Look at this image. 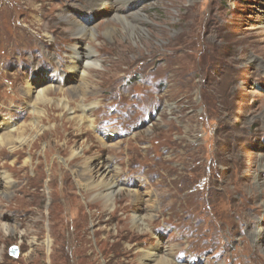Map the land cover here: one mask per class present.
<instances>
[{
	"label": "rangeland",
	"instance_id": "374dc122",
	"mask_svg": "<svg viewBox=\"0 0 264 264\" xmlns=\"http://www.w3.org/2000/svg\"><path fill=\"white\" fill-rule=\"evenodd\" d=\"M113 2L0 0V122L29 137L0 147V264H154L157 245L174 264H264V0H126L129 23ZM27 82L62 92L37 103ZM60 99L94 103V128ZM94 157L117 167L109 202L75 182Z\"/></svg>",
	"mask_w": 264,
	"mask_h": 264
},
{
	"label": "bare ground",
	"instance_id": "6f19581e",
	"mask_svg": "<svg viewBox=\"0 0 264 264\" xmlns=\"http://www.w3.org/2000/svg\"><path fill=\"white\" fill-rule=\"evenodd\" d=\"M100 2L103 6H105L109 3H111V0H100ZM114 4L116 5V13H115L116 16H118L119 18H121V19L125 20L127 23H129V21H130L129 17L120 15L121 9H122L121 7L126 4V0H114L113 5ZM138 14L139 13L137 12V13H134L133 15L135 17H138ZM74 22H76V21H74ZM75 26L79 29V33H77L79 36L83 37V36L88 35V34H90L92 37L95 36L94 35L95 32L93 31V29L91 27L83 25L82 23H76ZM80 47H82V45L79 43L77 45H75V47H73V49H74L73 58H75V59H73V60L71 59V60L74 64H73V66H68V69H69V74H71V73L80 74L82 77H85V75L88 74V70L90 69V66L95 61L94 60L88 61V59L83 60L82 59L83 55L78 54ZM84 55H85V53H84ZM41 82H44V80H41ZM41 82L37 86L27 82V86H26L27 87L26 88L27 98H32V100L35 99L37 103L38 102L46 103L48 101H52L53 95L58 94V92H60V93L62 92L61 87H55V86H52V84H50V85L48 84L46 86V85L42 84ZM79 91L81 92V94L85 95L86 94L85 86L83 87V85H82V88ZM53 100H55V99H53ZM33 105L31 106L33 108V112H36L40 115H45V114H43L44 113L43 110L40 109L37 104H35L34 106ZM59 105H61V107L63 109H65V110L67 109L68 111H70V114H71L70 118L73 119L74 121H77L80 125H83L86 123L87 127L94 128L93 119L89 115V111H88L89 109H91L93 107L94 103H86V102L80 101V103H78V111L71 108L68 100H66V99H60ZM77 112H80V114H77ZM47 119H49V121L51 122L50 116L47 117ZM7 120L3 119L0 122V147L9 146L10 149H12V151H13L16 149V146H15L16 142H19L20 145H23V144L29 142V137L24 136L25 133L23 131L19 133V131L21 130V127H18V128L14 127L10 123V121H7ZM38 125H39L38 122L33 123L32 129H35V128L37 129ZM57 129L58 128H56V126H55V129H52L50 131L56 132ZM17 132L19 133L18 135H16ZM35 133L36 134L34 137H37L40 135L41 131L38 130ZM34 137L32 138V140L34 139ZM80 152L81 151L78 148L74 149L72 151V156H79V155H81ZM82 157H84V156H82ZM94 159H96V157L92 158V160H90V159L84 160V162L81 166L82 174L77 172L78 169L74 170L75 182L77 183V186L80 187V189H82V191L88 193L90 190H92V191L96 190L102 199H105L106 202H109V201H111V198L115 195V193L121 191V188L119 187L118 183L115 182V179H116L115 176L116 175L115 174L113 175L111 173L112 169L113 168L116 169L117 167L109 160L103 161V160L98 159L99 161L95 162ZM82 175L86 176V179L83 180L81 178ZM3 178L6 179L5 176H3ZM134 196L136 197V200L140 199V195L137 192L134 193ZM149 201H150V199H149ZM145 216H146L147 220L151 221V219H153L152 214H146ZM145 216L135 215L134 222H133L134 225L139 224V222H143V217H145ZM147 220H146V222L143 223L145 228H149V225L147 224ZM5 230L7 231V227L5 228ZM47 246L49 248L51 247V241L49 239L47 240ZM161 250L163 251L162 254H161ZM145 253H146L144 255L145 259L143 261L144 263L152 262L154 264H174V261H173L174 259L172 257V251L170 248L163 247V249H162L161 245H157L156 248L153 247L148 251L146 250ZM171 262H173V263H171Z\"/></svg>",
	"mask_w": 264,
	"mask_h": 264
},
{
	"label": "water",
	"instance_id": "95a60500",
	"mask_svg": "<svg viewBox=\"0 0 264 264\" xmlns=\"http://www.w3.org/2000/svg\"><path fill=\"white\" fill-rule=\"evenodd\" d=\"M11 254L15 257H17L19 255V249L18 247H12L11 250H10Z\"/></svg>",
	"mask_w": 264,
	"mask_h": 264
},
{
	"label": "flooded vegetation",
	"instance_id": "af4514ba",
	"mask_svg": "<svg viewBox=\"0 0 264 264\" xmlns=\"http://www.w3.org/2000/svg\"><path fill=\"white\" fill-rule=\"evenodd\" d=\"M149 264H151V263H149Z\"/></svg>",
	"mask_w": 264,
	"mask_h": 264
}]
</instances>
